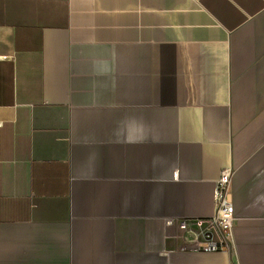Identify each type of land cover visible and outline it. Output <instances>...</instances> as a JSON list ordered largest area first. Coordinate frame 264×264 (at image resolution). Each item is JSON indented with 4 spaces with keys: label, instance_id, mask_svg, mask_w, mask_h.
I'll return each instance as SVG.
<instances>
[{
    "label": "crops",
    "instance_id": "0c3cea01",
    "mask_svg": "<svg viewBox=\"0 0 264 264\" xmlns=\"http://www.w3.org/2000/svg\"><path fill=\"white\" fill-rule=\"evenodd\" d=\"M0 120V264H264V0H0Z\"/></svg>",
    "mask_w": 264,
    "mask_h": 264
},
{
    "label": "built area",
    "instance_id": "2783aa9c",
    "mask_svg": "<svg viewBox=\"0 0 264 264\" xmlns=\"http://www.w3.org/2000/svg\"><path fill=\"white\" fill-rule=\"evenodd\" d=\"M3 121L0 120V128ZM234 170L225 167L217 181L214 191V213L196 219L168 218V226H176L193 237V243L185 249L203 252L231 251L234 247L233 229L235 207L232 200ZM169 264V263H166Z\"/></svg>",
    "mask_w": 264,
    "mask_h": 264
}]
</instances>
